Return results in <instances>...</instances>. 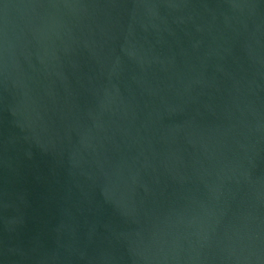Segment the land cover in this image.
<instances>
[{
	"label": "water",
	"instance_id": "obj_1",
	"mask_svg": "<svg viewBox=\"0 0 264 264\" xmlns=\"http://www.w3.org/2000/svg\"><path fill=\"white\" fill-rule=\"evenodd\" d=\"M0 264H264V0H0Z\"/></svg>",
	"mask_w": 264,
	"mask_h": 264
}]
</instances>
